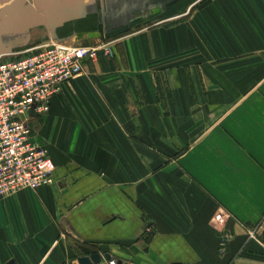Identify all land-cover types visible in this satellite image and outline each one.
Listing matches in <instances>:
<instances>
[{
	"label": "crops",
	"instance_id": "obj_1",
	"mask_svg": "<svg viewBox=\"0 0 264 264\" xmlns=\"http://www.w3.org/2000/svg\"><path fill=\"white\" fill-rule=\"evenodd\" d=\"M84 9L29 42L124 56L88 60L32 119L57 180L0 200V264H264V0Z\"/></svg>",
	"mask_w": 264,
	"mask_h": 264
},
{
	"label": "built area",
	"instance_id": "obj_2",
	"mask_svg": "<svg viewBox=\"0 0 264 264\" xmlns=\"http://www.w3.org/2000/svg\"><path fill=\"white\" fill-rule=\"evenodd\" d=\"M110 42L67 45L40 42L0 53V200L21 189L54 183L55 167L48 148L35 139L32 119L47 113L52 98L85 71ZM229 212L221 207L213 225L223 230ZM108 264H118L115 258Z\"/></svg>",
	"mask_w": 264,
	"mask_h": 264
},
{
	"label": "rangeland",
	"instance_id": "obj_3",
	"mask_svg": "<svg viewBox=\"0 0 264 264\" xmlns=\"http://www.w3.org/2000/svg\"><path fill=\"white\" fill-rule=\"evenodd\" d=\"M85 1L61 0V6L54 9H59L63 12L68 10V14L66 15L70 17H81L85 10ZM150 1L151 5H155L158 2L161 3L163 0ZM52 9L51 0L45 3H39L37 0H11L9 2L0 0V50L10 49L18 51L42 42L31 43L28 37L38 26H44L47 18L51 16ZM36 22L39 23L37 24ZM103 41L110 42L108 44L110 52L106 54L105 49H102L97 58L112 56L123 58V49L121 46H118L117 50L112 49L113 43H111L110 37H100L94 44ZM77 263L80 264L78 260Z\"/></svg>",
	"mask_w": 264,
	"mask_h": 264
},
{
	"label": "water",
	"instance_id": "obj_4",
	"mask_svg": "<svg viewBox=\"0 0 264 264\" xmlns=\"http://www.w3.org/2000/svg\"><path fill=\"white\" fill-rule=\"evenodd\" d=\"M4 2H8L10 0H1ZM39 3H45L48 2V0H37ZM51 5L53 8H59L61 6V0H51ZM37 24L39 22H36ZM9 49L0 50L1 52L7 51ZM103 257L107 261L112 259V256L110 253H106L104 256L100 252H93L90 255H81L78 257V262L80 264H108L107 261H103ZM118 264H123L122 260L117 261Z\"/></svg>",
	"mask_w": 264,
	"mask_h": 264
},
{
	"label": "bare ground",
	"instance_id": "obj_5",
	"mask_svg": "<svg viewBox=\"0 0 264 264\" xmlns=\"http://www.w3.org/2000/svg\"><path fill=\"white\" fill-rule=\"evenodd\" d=\"M11 1V0H10ZM9 2V1H8ZM66 14H68V10L65 12Z\"/></svg>",
	"mask_w": 264,
	"mask_h": 264
}]
</instances>
